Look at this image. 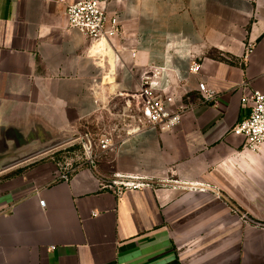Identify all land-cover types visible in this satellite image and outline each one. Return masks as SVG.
I'll list each match as a JSON object with an SVG mask.
<instances>
[{
    "label": "crops",
    "instance_id": "crops-1",
    "mask_svg": "<svg viewBox=\"0 0 264 264\" xmlns=\"http://www.w3.org/2000/svg\"><path fill=\"white\" fill-rule=\"evenodd\" d=\"M79 1L0 0V264H264V144L232 132L264 91V0H107L101 42L69 28ZM153 69L187 107L173 131L143 114ZM86 132L112 140L92 168ZM116 175L149 187L100 189Z\"/></svg>",
    "mask_w": 264,
    "mask_h": 264
},
{
    "label": "built area",
    "instance_id": "built-area-1",
    "mask_svg": "<svg viewBox=\"0 0 264 264\" xmlns=\"http://www.w3.org/2000/svg\"><path fill=\"white\" fill-rule=\"evenodd\" d=\"M107 0H82L67 7L66 15L69 28L76 29L93 42L112 41L121 34L122 25L117 17H108L103 7ZM253 51V45L245 47V58ZM133 58L136 57V50H131ZM200 66L193 64L190 72H198ZM166 71L153 69L144 72L141 81L142 85L138 91V97L142 102L144 116L148 119L149 125L162 131H173L183 121L187 107L182 99L168 93L169 79ZM166 75V85L162 87L160 82L154 79H161ZM199 91L206 101L217 103V95L214 90L209 89L205 84L199 85ZM245 106L249 108L248 116L233 129V134L244 138V148L256 151L264 144V91H254L245 100ZM82 150L89 167L95 166V149L98 146L101 150H107L112 145L109 137L103 136L95 141L89 132L80 137ZM100 189L122 195L129 190H140L149 187L144 179L133 176L116 175L112 180L97 179ZM45 206V202H40Z\"/></svg>",
    "mask_w": 264,
    "mask_h": 264
},
{
    "label": "rangeland",
    "instance_id": "rangeland-1",
    "mask_svg": "<svg viewBox=\"0 0 264 264\" xmlns=\"http://www.w3.org/2000/svg\"><path fill=\"white\" fill-rule=\"evenodd\" d=\"M72 150H73L72 151L73 152V156H74V154L77 155L78 157L81 156V149H80L79 146L73 147ZM83 154H84V152H83ZM69 156H70L69 154L64 153V151L62 150L61 152H58L55 157L57 158V160H61L63 162L64 159L66 160ZM244 221H246L247 223L251 222L248 219H244Z\"/></svg>",
    "mask_w": 264,
    "mask_h": 264
}]
</instances>
